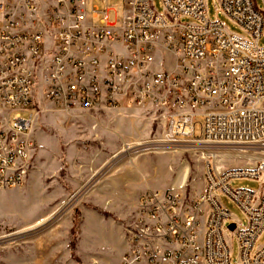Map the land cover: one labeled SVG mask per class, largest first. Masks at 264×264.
I'll return each mask as SVG.
<instances>
[{
  "label": "built area",
  "instance_id": "obj_1",
  "mask_svg": "<svg viewBox=\"0 0 264 264\" xmlns=\"http://www.w3.org/2000/svg\"><path fill=\"white\" fill-rule=\"evenodd\" d=\"M95 2L108 0H0V190L22 186L33 170L39 98L65 111H156L163 142L206 151L204 191L143 194L122 264H233L230 235L236 264H264L263 188H232L235 179L264 186V10L255 0H219L238 35L209 16L207 0H161L163 14L153 0H125L113 22ZM187 17L195 21L182 23ZM230 156L246 166L218 163Z\"/></svg>",
  "mask_w": 264,
  "mask_h": 264
},
{
  "label": "rangeland",
  "instance_id": "obj_2",
  "mask_svg": "<svg viewBox=\"0 0 264 264\" xmlns=\"http://www.w3.org/2000/svg\"><path fill=\"white\" fill-rule=\"evenodd\" d=\"M255 1L264 10L263 1ZM218 2L207 0L209 16L243 35L242 29L217 9ZM153 3L158 13L165 12L161 0ZM92 5L107 9L111 22L123 18L125 0ZM193 21L188 17L181 20ZM172 62V56L167 55L164 68L170 69ZM30 113L35 110L23 115ZM36 114L32 136L39 155L33 159V170L22 186L0 190V264H122L131 248L128 229L136 214V210L128 212L129 206L122 200L130 193L122 188L125 177L142 185L134 192L136 199L148 191L194 195L203 189L206 151L193 142H163L166 129L155 118L156 111H65L39 98ZM103 128L108 133L104 139L100 137ZM196 132H201L200 123ZM218 163L234 169L246 166L247 159L222 157ZM232 188L264 191L261 183L248 179H235ZM222 202L236 221L246 225L235 202L228 198ZM229 237L236 264L239 244L233 235ZM257 246H264V232Z\"/></svg>",
  "mask_w": 264,
  "mask_h": 264
},
{
  "label": "crops",
  "instance_id": "obj_3",
  "mask_svg": "<svg viewBox=\"0 0 264 264\" xmlns=\"http://www.w3.org/2000/svg\"><path fill=\"white\" fill-rule=\"evenodd\" d=\"M106 131L107 130L105 128H103V130L100 131V137L101 138L104 139L107 136L108 133ZM37 136H38V138H40V134H37ZM112 136H114V135H112ZM113 139H114V137H113ZM115 142H117V141L115 140ZM38 155H39V148L36 149V152H35V155H34V159L35 160L38 158L37 157ZM122 182H123V184H122L123 190L126 193L130 192L128 195L124 196L125 199L124 198L122 199V200L126 201L127 205L129 206L128 212H131L133 210L137 211L138 202H139L140 198L136 199V195L134 196V192H136L138 189L143 188L142 185L138 184V182H136L131 176L125 177ZM110 183L108 182V184H110ZM203 191H204V181H203V189L197 191L196 193H194V195H199Z\"/></svg>",
  "mask_w": 264,
  "mask_h": 264
},
{
  "label": "water",
  "instance_id": "obj_4",
  "mask_svg": "<svg viewBox=\"0 0 264 264\" xmlns=\"http://www.w3.org/2000/svg\"><path fill=\"white\" fill-rule=\"evenodd\" d=\"M231 229L234 230L235 229V224L231 225Z\"/></svg>",
  "mask_w": 264,
  "mask_h": 264
},
{
  "label": "bare ground",
  "instance_id": "obj_5",
  "mask_svg": "<svg viewBox=\"0 0 264 264\" xmlns=\"http://www.w3.org/2000/svg\"><path fill=\"white\" fill-rule=\"evenodd\" d=\"M167 144H170V143H167ZM162 145V144H161ZM170 145H175V144H170ZM150 146H152V145H150ZM161 147V146H160ZM162 147H163V145H162ZM149 148V147H148Z\"/></svg>",
  "mask_w": 264,
  "mask_h": 264
}]
</instances>
